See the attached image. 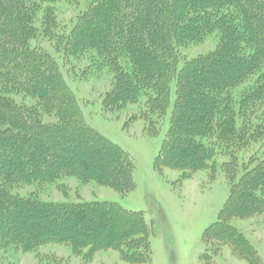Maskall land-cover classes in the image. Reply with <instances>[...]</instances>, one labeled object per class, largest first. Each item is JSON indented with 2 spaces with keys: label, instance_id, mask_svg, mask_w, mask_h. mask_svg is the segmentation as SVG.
Instances as JSON below:
<instances>
[{
  "label": "trees",
  "instance_id": "trees-1",
  "mask_svg": "<svg viewBox=\"0 0 264 264\" xmlns=\"http://www.w3.org/2000/svg\"><path fill=\"white\" fill-rule=\"evenodd\" d=\"M61 5L76 20L61 19ZM211 37L216 48L179 69L181 49ZM59 59L68 73L110 77L104 109L136 105L154 130L176 82L156 166L188 178L221 165L230 193L203 235V258L212 264L211 250L230 246L249 264L261 263L233 220L264 217V153L255 149L264 146V0H0V251L61 244L87 249L89 258L112 249L148 264L143 213L15 192L70 177L122 195L135 188L133 158L88 125Z\"/></svg>",
  "mask_w": 264,
  "mask_h": 264
},
{
  "label": "rangeland",
  "instance_id": "rangeland-1",
  "mask_svg": "<svg viewBox=\"0 0 264 264\" xmlns=\"http://www.w3.org/2000/svg\"><path fill=\"white\" fill-rule=\"evenodd\" d=\"M60 18L75 19L74 9L61 5ZM76 20V19H75ZM38 44L55 52L46 40ZM217 40L181 49L179 69L186 60L213 51ZM68 85L81 104L89 126L102 136L127 151L135 164V188L127 195L103 186L96 181L83 183L78 178H64L58 184L45 188L27 186L15 192L23 196L35 195L45 202H111L124 209L141 212L150 227L152 261L148 264H209L204 258L205 231L218 221L230 193V186L222 166L213 174L203 170L184 178L183 172L170 168L159 169L156 159L168 132L176 99V82L172 84L171 105L164 120L154 130L142 110L129 105L119 112H107L103 98L110 88L107 75L85 77L77 68L68 73L59 59ZM264 146L257 144L255 149ZM222 160H220V163ZM2 223V222H0ZM245 237L257 249L264 264V217L233 220ZM88 250L76 253L70 246L49 244L34 252L11 248L0 251V259L13 264H132L123 259L118 250H100L92 258ZM212 264H249L235 255L230 246L211 250Z\"/></svg>",
  "mask_w": 264,
  "mask_h": 264
}]
</instances>
